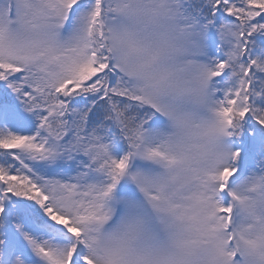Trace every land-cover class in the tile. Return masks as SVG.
I'll return each instance as SVG.
<instances>
[{"label":"snow or ice","instance_id":"snow-or-ice-1","mask_svg":"<svg viewBox=\"0 0 264 264\" xmlns=\"http://www.w3.org/2000/svg\"><path fill=\"white\" fill-rule=\"evenodd\" d=\"M0 264H264V0H0Z\"/></svg>","mask_w":264,"mask_h":264}]
</instances>
